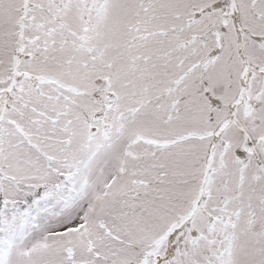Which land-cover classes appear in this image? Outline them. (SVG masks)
I'll return each instance as SVG.
<instances>
[{
  "label": "snow or ice",
  "instance_id": "1",
  "mask_svg": "<svg viewBox=\"0 0 264 264\" xmlns=\"http://www.w3.org/2000/svg\"><path fill=\"white\" fill-rule=\"evenodd\" d=\"M0 264H264V0H0Z\"/></svg>",
  "mask_w": 264,
  "mask_h": 264
}]
</instances>
